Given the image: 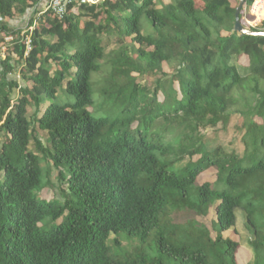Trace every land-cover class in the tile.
Returning a JSON list of instances; mask_svg holds the SVG:
<instances>
[{"label": "trees", "instance_id": "1", "mask_svg": "<svg viewBox=\"0 0 264 264\" xmlns=\"http://www.w3.org/2000/svg\"><path fill=\"white\" fill-rule=\"evenodd\" d=\"M42 1L0 0V264H238L239 242L222 235L238 210L248 264H264V37L232 32L231 0H92L61 18ZM29 10L26 52L4 18ZM93 72L112 117L93 115ZM232 112L244 116L241 155L200 134ZM38 152L68 170L62 202L34 194ZM211 208L214 238L197 220ZM46 218L61 221L44 231Z\"/></svg>", "mask_w": 264, "mask_h": 264}, {"label": "rangeland", "instance_id": "2", "mask_svg": "<svg viewBox=\"0 0 264 264\" xmlns=\"http://www.w3.org/2000/svg\"><path fill=\"white\" fill-rule=\"evenodd\" d=\"M255 1V0H254ZM237 0H231V4L236 6ZM254 3V2H253ZM252 3V4H253ZM195 5L197 7H202V3L199 0H195ZM252 6V5H251ZM251 6L246 7L244 4L241 9V22L243 25H245L248 28H255L257 27L261 20L258 19V15H254L255 13V7L254 12H251ZM264 17V15H263ZM222 34H225L223 32ZM8 43V42H6ZM9 44V43H8ZM6 47V45H4ZM238 63L241 65L247 64V58L245 56H241L238 59ZM163 71L164 72H170L171 68L164 63L163 64ZM96 72H93L91 75V90H92V97L94 100V103L91 108H93V115L94 116H114L115 111L111 109V105L107 104L106 102H102L99 97V85L93 83V77L96 75ZM133 75H136V73H133ZM99 75H97L98 78ZM160 77L159 75L156 76H143V77H137V81H139L141 84H145L149 87H151L155 83V79H158ZM19 80V78H16ZM103 85H100V88H102ZM173 87L175 89H178V85L176 82L173 83ZM157 100L162 101L164 96L162 92L157 93ZM57 100L62 103H71L72 97L65 94L62 90L57 91ZM48 102V101H47ZM99 102V103H98ZM30 113L32 112V108L30 107L28 110ZM254 120L257 122H261V120L257 117H254ZM244 121V116L232 112V114L229 117L228 122L225 125H222L221 123L217 124L213 128H206L201 129L200 134L203 138V142L207 145L208 148H215L217 146L223 147L225 150H234L239 155L244 150V144L242 142V135L244 130L242 129L241 125ZM40 136L44 138L45 136L42 135V132H39ZM6 134L3 130H0V143L7 141ZM43 146H48L50 148V144L48 142L42 141ZM29 148L32 149V145H29ZM196 157V156H195ZM38 161H39V168H40V185L41 188L34 191L35 196L38 199H43L46 201H56V202H62V199L67 196V187H66V180L69 176L68 170L65 167H59L57 170H55L50 161L42 152H38ZM57 171L60 173L57 175ZM215 178V170L213 168H210L203 173H201L198 176L197 183H202L205 181L212 182ZM51 183V185L49 184ZM189 215L186 212H180V213H174L173 220L174 222H183L185 218ZM215 219V213L214 208L209 209V212L204 217H197V220L202 222L210 231L211 237L214 238L216 236V231H213L211 227L212 221ZM61 219H58L56 221L49 220L46 218L45 220L41 221L39 223V227L41 230L44 231H50L52 230ZM223 237L230 238L236 242H239L240 246L236 250V261L238 264H248L251 260V253L247 247L248 239L250 238L249 232L246 230L244 226V221L242 218L241 213H239V210L236 211V224L235 227L222 232ZM125 243V242H124Z\"/></svg>", "mask_w": 264, "mask_h": 264}, {"label": "built area", "instance_id": "3", "mask_svg": "<svg viewBox=\"0 0 264 264\" xmlns=\"http://www.w3.org/2000/svg\"><path fill=\"white\" fill-rule=\"evenodd\" d=\"M92 0H48L45 9L49 10L51 12V14L53 16H55L56 18H61L67 9V6L70 5L71 3H86V2H91ZM257 0L254 1V3L251 6V12L253 13V9L256 5ZM254 15L257 16L256 13H253ZM33 25L29 26L27 28V33H26V29H24V31H22L21 35L24 34L23 36V42L25 44V48H26V52L30 49V31L32 30ZM26 33V34H25ZM5 42H10L11 41V37H5L4 39ZM2 50H5V46L2 47Z\"/></svg>", "mask_w": 264, "mask_h": 264}, {"label": "water", "instance_id": "4", "mask_svg": "<svg viewBox=\"0 0 264 264\" xmlns=\"http://www.w3.org/2000/svg\"><path fill=\"white\" fill-rule=\"evenodd\" d=\"M244 4V0H237L235 10H234V23L232 26V32H235L237 35H252L258 37H264V30L262 29H250L242 24L239 13Z\"/></svg>", "mask_w": 264, "mask_h": 264}, {"label": "crops", "instance_id": "5", "mask_svg": "<svg viewBox=\"0 0 264 264\" xmlns=\"http://www.w3.org/2000/svg\"><path fill=\"white\" fill-rule=\"evenodd\" d=\"M47 4V0H43L38 6V10L42 11V9L46 6ZM39 11V12H40ZM31 12L32 11H27L24 14H18V15H14L12 18H4V21L7 22L9 24V26H11L12 28H20L22 29V31H24V29L26 28L30 16H31ZM37 12L36 13V17H39L40 13ZM8 45V44H7ZM15 78H18V75H13Z\"/></svg>", "mask_w": 264, "mask_h": 264}, {"label": "bare ground", "instance_id": "6", "mask_svg": "<svg viewBox=\"0 0 264 264\" xmlns=\"http://www.w3.org/2000/svg\"><path fill=\"white\" fill-rule=\"evenodd\" d=\"M255 13L258 15V19L263 18L264 0H257L256 5H255Z\"/></svg>", "mask_w": 264, "mask_h": 264}]
</instances>
